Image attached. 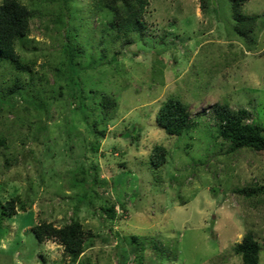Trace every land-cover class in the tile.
<instances>
[{
    "label": "rangeland",
    "instance_id": "374dc122",
    "mask_svg": "<svg viewBox=\"0 0 264 264\" xmlns=\"http://www.w3.org/2000/svg\"><path fill=\"white\" fill-rule=\"evenodd\" d=\"M16 1L33 17L16 45L27 70L0 62V95L13 82L26 91L0 103V207L19 198L15 215L0 214V264H242L233 247L246 234L264 264V192L236 191L264 187V151L230 152L209 117L226 104L264 128V28L248 47L233 31L229 0L206 10L199 0H149L142 37L126 45L106 35L101 0ZM240 8L263 15L264 0ZM67 44L78 50L87 108L101 95L116 101L97 127L102 137L75 107ZM170 97L190 113L180 137L155 121ZM156 146L166 150L158 168ZM42 220L56 227L77 220L91 234L77 263L60 244L35 239L30 230Z\"/></svg>",
    "mask_w": 264,
    "mask_h": 264
},
{
    "label": "trees",
    "instance_id": "16d2710c",
    "mask_svg": "<svg viewBox=\"0 0 264 264\" xmlns=\"http://www.w3.org/2000/svg\"><path fill=\"white\" fill-rule=\"evenodd\" d=\"M210 1L214 3L213 0H199L200 8L206 10ZM247 1L229 0L230 15L233 21V31L248 47H251L257 44L253 32L264 28V14L244 15L240 7ZM148 4L149 0H101L100 9L104 11V16L109 18L104 24L106 35L112 33L116 38L121 35L126 45L133 42L132 38L140 39L145 30L143 16ZM32 17L33 12L16 0L0 2V62L14 66L20 71H26L27 67L21 63L16 52V45L26 39ZM66 48L70 88L73 90V99L76 101L79 99L75 107L81 115V121L89 124L90 133L102 137L103 132L97 127L109 121L116 108V101L111 97L101 95L97 102L93 100L87 108L77 81L79 79L76 72L78 50L71 44H67ZM24 87V84L13 82L7 90L8 94L0 95V103H9L8 98L11 99L13 95L21 96L23 92L26 93ZM30 104H33L32 98H30ZM247 116L245 109L231 110L226 104H215L212 108L209 117L212 118L217 137L228 145L230 152L243 148L256 152L264 151V128L247 122ZM155 121L157 126L171 137L186 134L192 125L187 104L175 97L168 98L160 105ZM0 143L3 141L0 140ZM97 146L98 140L92 144L91 148L95 150ZM165 155L166 150L156 146L152 151V166L158 168L165 164ZM236 191L249 197L264 192V187L253 186ZM17 201H19L18 197L7 201L0 207V214L6 217L15 215ZM18 203L21 210L25 208L23 202ZM106 214L113 219L114 209L112 207L106 209ZM30 231L38 242L54 241L60 244L63 247L64 256L68 257L72 263H77L79 256L86 249V242L92 238L88 231L82 229L77 220H72L62 227H56L53 223L42 220L32 226ZM134 239L136 238L132 237L133 241ZM141 249V244L135 247L137 252ZM259 250V245L251 234H246L242 241L233 247V253L240 256L242 264H257Z\"/></svg>",
    "mask_w": 264,
    "mask_h": 264
}]
</instances>
